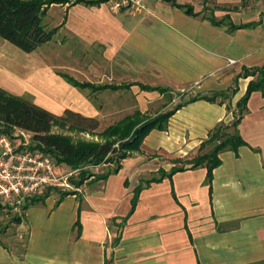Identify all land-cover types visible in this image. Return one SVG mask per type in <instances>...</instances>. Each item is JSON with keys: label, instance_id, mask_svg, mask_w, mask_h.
I'll list each match as a JSON object with an SVG mask.
<instances>
[{"label": "crops", "instance_id": "obj_1", "mask_svg": "<svg viewBox=\"0 0 264 264\" xmlns=\"http://www.w3.org/2000/svg\"><path fill=\"white\" fill-rule=\"evenodd\" d=\"M74 1L48 8L62 13L56 26L84 46L99 47L103 69L109 67L111 73L100 72L97 85L129 87L97 91L105 103L95 106L85 89L69 84L41 52L35 55L34 70H47L44 77L53 94H40L34 80L3 63L8 56L3 46L0 71L14 80H0L1 88L55 115L69 109L93 118H113L127 109L129 105L120 106L119 93L131 94L135 109L146 114L151 104L163 99L161 110H166L181 97L187 101L195 94L236 89L222 103L196 99L182 105L169 117L165 130H151L139 150L105 179H88L62 198L52 190L42 202L25 209L24 202L1 203L17 213L11 227L0 230V264L264 261V92L251 93L239 122L246 145L219 154L221 163L213 169L210 184L205 167L191 168L188 163L211 129L232 120L227 105L235 107L253 78L240 76L242 68L264 64V0H175L194 14L168 0H148L150 13L142 15L113 12L106 1L93 5ZM139 84L167 87L173 97L168 100ZM110 95L114 100L108 102ZM40 96L55 103L53 107ZM182 165L183 170L168 176ZM148 171L164 175L153 174L146 180H160L142 183L131 211L133 191ZM18 237H23L20 250Z\"/></svg>", "mask_w": 264, "mask_h": 264}, {"label": "trees", "instance_id": "obj_2", "mask_svg": "<svg viewBox=\"0 0 264 264\" xmlns=\"http://www.w3.org/2000/svg\"><path fill=\"white\" fill-rule=\"evenodd\" d=\"M106 0H75L74 3L84 2L85 4H99ZM173 5L185 8V12L194 14L189 6L179 5L175 0H168ZM69 0H0V38L19 48L23 52L30 53L41 45L49 42L55 34L57 27L47 28L43 24V17L52 4H65ZM211 20L215 23L214 19ZM69 84L79 89H89L97 92L103 89L128 88L127 85H94L90 82H83L73 77L60 74ZM242 77L252 76L248 82L244 95L237 101L234 108L227 105V109L232 111V120L220 122L207 135V138L200 144L197 155L188 163L191 168L205 167L206 182L210 184L212 171L221 160L219 154L223 151H234L246 145L242 139L238 125L247 111V100L254 91L264 92V64L261 66L242 68ZM143 90H155L164 94L168 100L173 97V92L167 87L148 86L139 84ZM236 86L226 90L212 91L206 94H195L187 101L181 97L174 106L164 111H160L152 116H146L139 110L124 116L121 120L107 126L99 135L103 141H73L69 136L52 132L54 126L77 130L80 132L92 133L98 128L99 122L96 118L85 117L77 112L66 109L61 115H55L45 108L35 104L33 101L13 94L0 87V134H7L14 138L16 131H24L30 135L31 148L39 149L51 155L59 165L69 170H78L75 176H71L69 181L79 188L90 177L92 179H105L108 175L116 173L121 168V161L132 152L138 151L144 137L153 129L165 130L169 117L185 103L196 99L223 102L229 99L235 92ZM183 95V93H176ZM113 165L112 168L103 174L91 173L87 166H98L103 164ZM184 169V165L173 167L168 176L176 171ZM164 175L163 171H160ZM161 177H153L145 180V184L157 182ZM53 187H48L43 194L27 198L22 209L30 205L42 202L44 197L52 191ZM142 184L137 185L133 191L131 200V211L138 198ZM74 191L60 192V197L72 194ZM118 238L114 240V244ZM103 264H113L112 260L105 259ZM253 264H264V261Z\"/></svg>", "mask_w": 264, "mask_h": 264}, {"label": "rangeland", "instance_id": "obj_3", "mask_svg": "<svg viewBox=\"0 0 264 264\" xmlns=\"http://www.w3.org/2000/svg\"><path fill=\"white\" fill-rule=\"evenodd\" d=\"M74 0H69V2H72ZM50 8V7H49ZM62 17V13L58 8H51L47 11L46 15L43 17V24L47 28H53L54 26L57 27V23ZM67 31H63V29L57 28L55 34L53 35L52 39L38 47L35 51L26 53L22 50L16 48L9 42H6L0 38V48L3 46H6L4 49L8 56L3 60V63L6 65L8 64L9 67H11L10 70L13 71H23L22 75L23 77H26V80H34V83L37 87V90L40 91L39 93H51L53 91L48 84V81L45 80L44 74L46 73V69H43L39 72H36L38 70H34V66L37 63V59L35 58V55L43 52L47 64H51L55 66L53 70L57 73H64L67 74L74 79L78 81H85L93 83L94 85L98 84V78L100 76V72L103 73H111V68L107 67V69H103L102 60H101V53L98 46H84L78 42L77 39L71 38L67 36ZM5 44V45H4ZM5 52V53H6ZM15 57V58H10ZM30 58H34L35 60L29 62ZM49 60V61H48ZM31 65V66H30ZM27 66H30L26 68ZM30 68V71L28 70ZM33 69V70H32ZM85 69L87 72H85ZM32 70V71H31ZM39 74V75H37ZM0 80H14L13 78L9 77L6 73H1L0 71ZM104 80H107L106 78ZM39 81V82H38ZM34 85V86H35ZM57 92V91H56ZM85 93L88 94L89 99L91 102L97 106L101 103H105L97 98V92H92L89 89L84 90ZM53 94V93H51ZM114 98V96H113ZM112 96L110 95L108 98V102H111L114 100ZM29 99V98H28ZM41 100H45L47 105L49 107H53L55 103H53L50 99L47 100L45 96H40ZM118 99L120 101V106H126L129 105L128 108L121 109L120 114L117 116L112 117H102L97 118L95 117L98 122L99 126L97 129H95L92 133L88 132H80L77 130H70L67 128H61L59 126H54L52 128V132L56 134H62L69 136L74 142L79 140L84 141H96L101 142L103 141V138L99 135L100 132H102L107 126L121 120L127 113H133L136 109L134 105L132 104V97L131 94L125 93H119ZM30 100V99H29ZM165 99L155 102L154 104H151L149 107L148 112L145 114L146 116H152L154 113L161 110V105L164 102ZM177 103V102H176ZM165 110V109H164ZM161 110V111H164ZM18 134V131L15 132L14 136ZM183 166V165H182ZM113 165H109L107 163L103 165L98 166H87L86 168L91 172L95 174H103L109 170V168H112ZM67 168L64 167V170ZM161 173V172H159ZM157 172L150 173L149 171L144 177H141L139 179L140 183H144L146 179L150 178L153 174L159 175ZM74 174L73 176H75ZM76 177V176H75ZM89 179H92L90 177ZM54 192L60 193L63 192L59 187L52 188ZM65 191H70L65 190ZM15 211L8 208V206H3L0 203V217H2V220L0 221V230H2L6 225H9L12 223L13 217L16 216ZM18 215V214H17ZM11 227V226H10ZM14 233V232H13ZM14 235V234H13ZM17 250H20L23 247V237H18L17 239Z\"/></svg>", "mask_w": 264, "mask_h": 264}, {"label": "built area", "instance_id": "obj_4", "mask_svg": "<svg viewBox=\"0 0 264 264\" xmlns=\"http://www.w3.org/2000/svg\"><path fill=\"white\" fill-rule=\"evenodd\" d=\"M113 12L149 14L148 0H106ZM234 63L233 60H229ZM78 170H64L49 154L31 148L30 135L18 131L14 138L0 134V203L22 204L48 187L77 190L70 177Z\"/></svg>", "mask_w": 264, "mask_h": 264}]
</instances>
